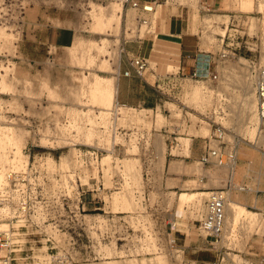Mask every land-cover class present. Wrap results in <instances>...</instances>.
Returning a JSON list of instances; mask_svg holds the SVG:
<instances>
[{"label":"rangeland","instance_id":"rangeland-1","mask_svg":"<svg viewBox=\"0 0 264 264\" xmlns=\"http://www.w3.org/2000/svg\"><path fill=\"white\" fill-rule=\"evenodd\" d=\"M239 1L208 0L209 10H202L199 0H168L144 15L142 23L123 0H0V127H21L0 150V183L9 168H23L28 153L23 148L31 139L39 146L32 151L35 163L61 174L64 190H73L69 178L89 181L95 208L79 219L77 229L53 235V245L46 248L41 245L46 236L0 205V222L11 230L9 264H50L55 253H64L72 264H198L194 258L211 259L210 250L188 243L189 226L204 218L211 191L227 180L264 190V133L257 139L249 134L243 112L247 98L256 109L253 80L264 66V0H249L245 6ZM112 5L121 8L118 26L94 19V13ZM206 14L218 16L201 21ZM169 17L181 24L189 46L207 56L208 77L181 68L182 50L173 37L170 46L159 41L158 24ZM62 28L72 30L70 44L46 43ZM150 34L155 43L148 68L142 77L126 80V44ZM96 78L116 83L117 101L91 93ZM142 82L150 87L138 94ZM120 86L129 104L120 101ZM195 87H204L206 97L195 99ZM136 94L145 101L132 104ZM128 107L134 113L122 116ZM83 109L91 112L81 115ZM87 147L99 151L88 171L75 161L78 149ZM213 149L222 152L223 165L201 164L202 154ZM14 153L24 155L23 162ZM204 190L210 193L200 195ZM126 193L131 206L113 200ZM231 200L245 208L232 224ZM222 237L234 261L256 264L264 257V203L255 201L253 193L228 192Z\"/></svg>","mask_w":264,"mask_h":264},{"label":"built area","instance_id":"built-area-1","mask_svg":"<svg viewBox=\"0 0 264 264\" xmlns=\"http://www.w3.org/2000/svg\"><path fill=\"white\" fill-rule=\"evenodd\" d=\"M167 1L123 0V4L139 13L138 22L146 23L147 19L144 15L154 13L157 6ZM199 8L209 10L210 3L208 0H199ZM221 57H225V53H222ZM146 68V58L135 56L129 59L128 69L123 72V76L142 77ZM209 74L210 72H208L207 76L205 74L198 76L197 71L193 72L196 77H208ZM215 77L213 75V78ZM253 92L257 116L264 121V66L256 70L253 80ZM30 130L35 134L34 129ZM38 147L33 140L28 139L23 148L25 152H28L26 153L27 161L23 164V168L19 170L9 168L6 171L5 182L0 183V205L9 210L12 218L20 217L24 219L26 223L32 225L35 233L46 236L47 241L44 245H41L49 248L53 245V235L65 233L66 230L73 227L77 229L79 219L87 216V212L95 208H91L94 200L91 196H88L89 190L87 187L90 184L89 181L82 184L79 178H74V180L69 178L70 184L68 186L73 188V190H64L63 182L60 179L61 174L51 173L47 170L45 164L35 163L32 151ZM98 154L99 151L92 147H87L83 150L78 149L75 161H81V164L88 171L87 168L91 167V162L98 160ZM199 160L203 165L221 166L224 158L221 151L213 149L203 153ZM75 173L77 174V172ZM231 191L246 192L250 191V187L246 184L235 185L231 180H227L222 188L211 191L213 194L208 201V211L204 218L198 222L200 234L206 239L208 247L217 251V256L210 264H239L230 256L228 239L224 240L222 237V233L226 228V194ZM10 232L9 228H0V251H8L7 254L0 255V264L10 263ZM171 242L175 243V239L171 238ZM50 264L72 263L64 253H55L50 258ZM256 264H264V257Z\"/></svg>","mask_w":264,"mask_h":264},{"label":"crops","instance_id":"crops-1","mask_svg":"<svg viewBox=\"0 0 264 264\" xmlns=\"http://www.w3.org/2000/svg\"><path fill=\"white\" fill-rule=\"evenodd\" d=\"M164 23V24H163ZM157 33L159 37V41L162 42L163 45L170 46V37H173L174 40L171 42H177L180 44V48L182 50V57H181V68L190 72H195L200 70L201 66V61L204 60V63L207 62L206 60V55L201 54V51L193 50L189 46V40L186 35V33L183 30V27L181 24H178L177 21L175 20H170V17L168 20H165V22H159L158 27H157ZM74 38V34L71 29L69 28H62L61 30H57L54 32V34H51L48 39H46V43L52 42L56 46L60 47H65L67 44H70ZM38 41H43L39 40ZM44 43V42H43ZM132 43V42H130ZM155 43V37L151 36H145L142 39L135 40L133 44H126V62H122L123 64V72L128 69V61L129 59L135 57V56H142L144 58L149 59L150 56H152V51ZM200 52V53H198ZM165 61H170V57L164 58ZM121 67V65H120ZM147 68H148V62H147ZM146 68V69H147ZM209 70L205 72V74H208ZM167 73V72H166ZM162 73H156L157 76H160ZM167 75V74H166ZM170 76V74H169ZM126 80H131V78H136L135 76H129L125 77ZM160 78H156L155 83H158ZM146 87H150V84H147L146 82L140 83V87H138V94L139 91L142 89H146ZM122 86L119 87V99L121 102L128 103L126 99L123 97L122 94ZM138 94H136L134 98V102L132 104H141L145 101L144 97H138ZM248 185V184H246ZM250 187V191H246L245 193L247 194H254L255 196V201H260L261 203H264V190L259 188V185H248ZM263 196V197H261ZM249 206V205H248ZM189 231L191 234L188 235V243L192 246H195L194 248L197 250H210L213 254L211 259L207 262V260L198 259L194 258L195 261L198 262V264L202 263H210L215 259L217 256V251L215 249H212L208 247L206 239L203 238V236L200 234L199 227H198V222L195 226H189ZM189 232V233H190ZM185 240V238H184ZM185 243V242H184Z\"/></svg>","mask_w":264,"mask_h":264},{"label":"bare ground","instance_id":"bare-ground-1","mask_svg":"<svg viewBox=\"0 0 264 264\" xmlns=\"http://www.w3.org/2000/svg\"><path fill=\"white\" fill-rule=\"evenodd\" d=\"M248 2H250L249 0H240L239 1V3L241 4V5H243V6H245L246 4H248ZM95 9V11H96V8H94ZM121 8H120V5H112V6H110L109 8H102V9H100L98 12H96V13H94L93 14V17H94V19H96V20H98V19H102L101 21H103L102 23H108V22H113V23H116V26H118L119 25V18H120V15H119V12L121 11L120 10ZM94 11V12H95ZM91 13H92V11H91ZM217 16L218 15H215L214 17H213V15H210V14H206V15H204V17L202 18V20L201 21H203V22H209V21H211V20H213V19H216L217 18ZM113 25V24H112ZM118 28V27H117ZM3 32V31H2ZM78 42V41H77ZM90 45V44H89ZM99 45V44H98ZM98 45H96V46H98ZM91 47H93V46H91ZM201 66H200V70H198L197 69V74H198V76H201V75H203V74H205V71H206V69H207V64L206 63H204V60L203 61H201ZM98 78H96L95 79V81L97 80ZM5 80V79H4ZM99 80H102V78L100 79V77H99ZM94 81V80H93ZM106 81H108V80H106ZM105 82V81H104ZM109 84L108 83H101V81H96L95 83H93L94 85H92L93 87H91V93L92 94H94V95H97V96H99L101 99H104V101L105 100H107L106 102H113V101H115L116 100V95H117V87H116V83L114 82H111V80H109ZM3 83H5V82H3ZM2 87V86H1ZM192 96L193 97H195V99L197 98V99H202V98H204V97H206V94L205 93H207V91H205L204 90V87H195V88H193V90H192ZM91 94V95H92ZM89 95V94H88ZM94 98V97H93ZM100 98H98L99 100H100ZM117 101V100H116ZM255 102V101H254ZM110 105V104H109ZM112 106H113V104H112ZM111 107V106H110ZM119 107V105H117L116 106V108H115V110H117V108ZM203 107V106H202ZM255 106H254V104L252 103V100H250V98H247V102H246V104H245V107H244V110H243V112H245V114L247 115V117H246V119H248V124H249V127L247 128L248 129V133L249 134H254L255 136H256V139L258 138V136H259V138L260 137H262L263 135V133H264V128H263V125H262V122H264V121H262L259 117H257L256 116V109L254 108ZM112 110L111 108H105L104 110ZM120 108H118V110H119ZM88 110V109H87ZM87 110L86 109H83V110H81V115H85L86 116V114L88 113L89 114V111L87 112ZM103 110V111H104ZM125 110H127V111H125ZM128 110H130V111H128ZM102 111V112H103ZM91 112V111H90ZM104 112H106V111H104ZM127 113H129V114H133L134 113V108H132V107H128V108H126V109H124V115H122V116H125V114L127 115ZM87 114V115H88ZM78 119V118H77ZM77 119H76V121H77ZM21 131V127H18V126H11V125H2L1 127H0V150H2V149H5V147L7 146L8 147V143H10V141L11 142H13L14 141V139H16V135L19 133ZM89 131H87V133H88ZM89 134H92L91 132L90 133H88V135L87 136H90ZM20 140V139H19ZM21 141V140H20ZM17 142V141H16ZM13 145H16V143L14 144V143H12ZM262 144H263V146H264V141L262 142ZM14 147V146H13ZM17 147V146H16ZM16 147H14V148H16ZM2 148V149H1ZM18 148V147H17ZM10 149V148H9ZM10 150H12V149H10ZM14 151V150H13ZM16 151V150H15ZM14 151V152H15ZM2 152H3V150H2ZM19 152V151H18ZM17 152V153H18ZM15 154V156H14V159H16V161L18 162V163H20V162H23V159H24V155H22V154H20L19 156L20 157H18V156H16V153H14ZM129 166H132V165H130L129 164ZM127 171H129V173H131L132 172V170H130V167L129 168H127L126 169ZM128 173V172H127ZM135 190V189H134ZM133 192V191H132ZM134 192H136V191H134ZM200 193V195H203V194H206V193H210V191L208 192V191H206V190H204V191H201V192H199ZM130 197H128V194L126 193V194H123V195H115L114 197H113V200L114 201H116L117 199H121V200H123L124 201V204H125V207H128V206H131V200L129 199ZM197 200H199V198L197 199ZM193 201H195V200H193ZM239 205L236 203V202H234V201H230V204H229V209H230V211H231V215L233 216L232 218H231V223L230 224H232L233 223V221H234V219L236 218V214L237 215H239V214H242V213H244L245 212V208L243 207V206H239ZM238 211V212H237ZM242 212V213H239V212ZM235 212V217H234V215L232 214V213H234ZM248 212V211H247ZM248 213H250V212H248ZM95 216V217H94ZM100 215H98V214H93V218H100V220L102 221V222H104L105 221V219L104 218H102V217H99ZM7 225H6V222H4V221H1L0 222V228L1 229H5V227H6ZM22 225H12V229H14V228H18V227H21ZM10 247V246H9Z\"/></svg>","mask_w":264,"mask_h":264}]
</instances>
